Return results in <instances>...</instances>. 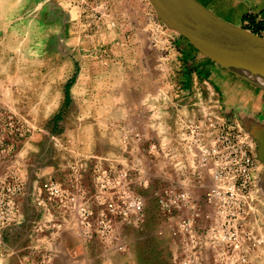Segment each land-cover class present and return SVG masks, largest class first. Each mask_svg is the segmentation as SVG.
<instances>
[{
  "label": "crops",
  "instance_id": "obj_1",
  "mask_svg": "<svg viewBox=\"0 0 264 264\" xmlns=\"http://www.w3.org/2000/svg\"><path fill=\"white\" fill-rule=\"evenodd\" d=\"M43 1L0 0V32L10 29L8 25L13 22L28 24L32 21L29 18L34 5L39 2L43 4ZM197 1L224 21L264 37V0ZM166 42L167 39L164 40V44ZM172 46L176 53H173ZM169 47V53H172L175 59L177 55L182 54L186 62L184 65L180 62L172 63L168 67L165 65L162 68L165 73L160 70L162 64H159L156 71L166 76L170 70L172 77L169 75L167 79L155 74L149 80L152 87L158 90L161 86L165 88L164 111L163 108L156 106L160 97H144L142 89H146L144 86L146 83L142 81V77H149L151 70L142 64L140 55L132 60L131 66H126L124 72L132 74L134 79L132 83L130 81L125 83L119 95L90 97L88 82L77 81L76 86L83 91L80 100L88 102L92 99L94 101L95 98L96 102L106 105L98 115L102 121L100 137L95 135L91 137L92 142L100 140L103 146L94 144L96 146L92 145L82 152L84 157L90 158L88 161L90 167L85 168L78 179L64 161L58 158L56 152L53 149L48 152L44 145L38 148L20 145L10 159H0V167L16 169L23 181V192L18 199L17 221L0 231V264H172V239L168 233L170 227L162 224L163 220L155 208L153 198L156 192L166 188L188 194L190 207L181 210L179 214L188 217L190 208H194L198 213L195 229L197 233L205 231L210 224L204 217L209 212L205 194L214 183L207 175V171L197 166L198 146L191 144L190 135L186 133L188 136L186 144L175 145L169 139L174 134L173 119L177 107H180L182 114L188 115L193 104L196 106L204 104L199 94L190 95L189 92V89L192 92L193 89L198 90V79L188 80L182 76L192 66L200 76L205 71L210 73L207 79L216 87L224 86L223 89L219 88V91L224 95L223 102H227L228 105H225V119L222 123L241 129L252 138L251 155L255 160V166L251 176L250 197L246 200L248 210L244 224L260 221L264 225V87L238 80L226 73L199 52L200 55L195 53L196 50L194 51L181 37L176 43L169 44ZM189 57L192 58L190 61L187 59ZM156 59L158 61L161 58L158 56ZM178 73L180 77L175 79L174 76ZM126 78L128 79L127 76ZM186 83L188 92L184 93L179 89H184ZM138 104H151L150 110L154 115L145 117L143 111L137 110ZM155 113L158 120H153ZM135 125L147 133L141 140H131L127 147L110 141V136L119 134L126 126ZM214 134L215 131H209L205 135L209 137H205L209 145ZM90 144L93 143L90 141ZM100 158L108 160L112 158L114 166L128 167L133 177V188L145 202V224L135 228L115 223V244L84 237L77 216L55 202L48 203L45 207H38L35 204L37 187L53 179L68 186L78 184L88 198V205L97 212L99 207L93 198L95 188L92 168ZM150 197L153 200L151 205ZM248 229L255 230L250 227ZM260 230H264L263 227ZM116 245H123V251L117 250ZM203 260L204 264H215L210 252H205ZM250 262L264 264V252L257 250L250 256Z\"/></svg>",
  "mask_w": 264,
  "mask_h": 264
},
{
  "label": "rangeland",
  "instance_id": "obj_2",
  "mask_svg": "<svg viewBox=\"0 0 264 264\" xmlns=\"http://www.w3.org/2000/svg\"><path fill=\"white\" fill-rule=\"evenodd\" d=\"M43 2L34 5L29 18L32 21L28 24L13 22L8 25L10 29L0 32V159H10L9 157L20 145H32L37 148L44 145L48 152L53 149L78 179L81 172L90 167L88 162L90 158L84 157L82 152L94 144L103 146L100 140L92 142L91 137L94 135L100 137L102 121L98 115L106 105L96 102L95 98L94 101L92 99L88 102L80 100L83 91L76 86V83L87 81L90 97L119 95L125 83L128 81L132 83L134 79L132 74L124 72L126 66H131L132 60L140 55L142 64L144 63L146 68L151 70L149 77H142V81L146 83L144 84L146 89H142L144 97H160L156 106L163 108L165 88L161 86L158 90L152 87L149 80L155 74L169 79L172 73L170 74L168 70V74L163 76L165 72L162 68L176 62L184 65L186 59L182 54L177 55L175 59L173 54L169 53V44L176 43L180 36L156 17L147 0H44ZM165 39L167 42L164 44ZM162 40L163 45H161ZM171 48L173 53H176L174 46ZM158 56L161 59L157 61ZM187 59L190 61L192 58ZM159 64H162L160 70L163 73L156 71ZM195 70L192 66L182 76L188 80L198 79V90L193 89L192 92L189 89V92L190 95L199 94L204 104L200 106L193 104L188 115L182 114L180 107H177L179 111L176 110L173 119L174 134L169 137L170 142L175 145L186 144L188 136L183 128L185 125L204 123L211 119L220 121L225 119L224 108L228 103L223 102L224 95L219 91V88L223 89L224 86L216 87L208 81L210 73L207 71L202 72L200 76ZM179 77V73L174 76L175 79ZM68 83L66 97L65 87ZM185 86L184 89L180 87L179 90L188 92V83ZM178 94L180 95V92ZM150 105L138 104L136 108L138 111H143L145 117L149 115L152 117L154 113L150 110ZM164 110L166 108L162 111ZM156 116L157 113L153 120H158ZM144 134L147 133L136 125L126 126L122 132L109 138L114 144H123L127 147L131 140L139 141ZM90 141L93 144H90ZM109 161L112 164L114 159L111 158ZM115 167L127 169L131 174L128 167L123 165ZM10 172H16V169L0 167V176ZM131 182L133 187L132 174ZM75 187H77L74 190L76 193H82L80 201L91 209L82 189L78 184ZM164 190L161 189L160 192ZM153 198L155 208L163 220L162 224L170 227L168 233L172 239V264H176L187 241V237L177 231L179 224L185 218L179 212L188 208L182 207L171 214L164 213L159 211L155 196ZM149 201L151 205L152 198ZM205 203L209 212H205L204 217L210 224L201 233H197L194 228L196 250L203 264L205 252L212 254L215 264H251L252 254L257 250L264 252V230H260L261 227L264 229V225L260 221L245 225L244 219L247 213L240 221L241 246L237 251L228 249L218 241L214 242L216 237H219V233L211 230L221 222V218L212 203L209 204L206 200ZM91 210L96 215L99 211V209L97 212ZM145 222L144 209L138 225L129 222L118 223L136 228L144 225ZM249 227L255 230L250 231Z\"/></svg>",
  "mask_w": 264,
  "mask_h": 264
},
{
  "label": "built area",
  "instance_id": "obj_3",
  "mask_svg": "<svg viewBox=\"0 0 264 264\" xmlns=\"http://www.w3.org/2000/svg\"><path fill=\"white\" fill-rule=\"evenodd\" d=\"M183 128L191 136V144L198 146L197 166L205 169L214 183L205 194V200L214 205L221 218V222L211 230L219 233L214 242L218 241L228 249L237 251L241 246L239 225L248 210L246 200L250 197L251 176L255 166L251 155L252 138L247 132L226 126L220 120L197 122ZM209 131H215L210 145L205 141ZM93 184L94 200L99 207L97 215L80 201L82 193L74 191L77 189L75 185L67 187L55 180L46 181L37 187L35 204L45 207L55 202L77 216L84 237L115 244V223L138 225L145 209L144 199L134 191L129 170L113 167L106 158L97 160L93 169ZM22 192L23 181L19 174L10 172L0 176V231L17 221L18 199ZM154 196L159 211L164 213L171 214L182 207H190L189 196L183 191L167 188L156 192ZM190 209L189 216L177 228L182 236L187 237V241L176 264H203L194 240L198 213L194 208ZM123 248V245H116L117 250Z\"/></svg>",
  "mask_w": 264,
  "mask_h": 264
},
{
  "label": "water",
  "instance_id": "obj_4",
  "mask_svg": "<svg viewBox=\"0 0 264 264\" xmlns=\"http://www.w3.org/2000/svg\"><path fill=\"white\" fill-rule=\"evenodd\" d=\"M170 30L234 77L264 87V37L232 25L197 0H147Z\"/></svg>",
  "mask_w": 264,
  "mask_h": 264
},
{
  "label": "trees",
  "instance_id": "obj_5",
  "mask_svg": "<svg viewBox=\"0 0 264 264\" xmlns=\"http://www.w3.org/2000/svg\"><path fill=\"white\" fill-rule=\"evenodd\" d=\"M191 47V46H190ZM195 50V49H194ZM223 70V69H222ZM224 71V70H223ZM226 72V71H225ZM227 73V72H226ZM231 75V74H230ZM233 76V75H232ZM238 79V78H237ZM238 80H240V79H238ZM68 88H69V83L66 85V87H65V95H66V97L68 96Z\"/></svg>",
  "mask_w": 264,
  "mask_h": 264
},
{
  "label": "flooded vegetation",
  "instance_id": "obj_6",
  "mask_svg": "<svg viewBox=\"0 0 264 264\" xmlns=\"http://www.w3.org/2000/svg\"><path fill=\"white\" fill-rule=\"evenodd\" d=\"M186 41V40H185ZM187 42V41H186ZM193 48V47H192ZM194 49V48H193Z\"/></svg>",
  "mask_w": 264,
  "mask_h": 264
}]
</instances>
